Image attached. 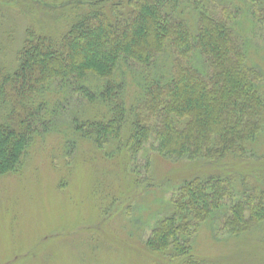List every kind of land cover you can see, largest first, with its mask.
<instances>
[{"label": "trees", "instance_id": "16d2710c", "mask_svg": "<svg viewBox=\"0 0 264 264\" xmlns=\"http://www.w3.org/2000/svg\"><path fill=\"white\" fill-rule=\"evenodd\" d=\"M7 1L33 12L22 0ZM59 1L63 31L55 37L28 27L16 67L0 65V175L15 172L34 138L55 125L58 114L45 99L52 87L96 105V117L71 132L105 149L102 156L122 143L136 156L150 144L159 158L219 168L247 162L255 145L264 150L263 77L247 64L238 7L233 14L223 6L217 16L211 6L219 0ZM131 83L137 93L128 102ZM231 174L177 183L149 250L188 251L193 232L210 220L235 235L263 221L264 176Z\"/></svg>", "mask_w": 264, "mask_h": 264}, {"label": "rangeland", "instance_id": "374dc122", "mask_svg": "<svg viewBox=\"0 0 264 264\" xmlns=\"http://www.w3.org/2000/svg\"><path fill=\"white\" fill-rule=\"evenodd\" d=\"M5 1L0 0V65L12 71L25 30L35 26L56 37L64 29L59 13L65 10L59 0H22L33 12ZM43 4L52 9L46 13ZM223 6L244 13L247 64L262 73L264 96V0H219L211 9L221 16ZM128 86L131 102L137 88ZM52 88L45 99L58 114L55 125L34 138L15 172L0 175V264H264V220L237 235L210 220L193 232L188 251L167 246L155 252L146 245L180 181L196 174L232 172L239 181L246 173L253 181L264 176V150L258 145L247 162L226 161L219 168L159 158L150 144L136 156L125 153L123 143L121 151L108 148L102 156L105 149L71 132L82 119L84 124L96 117V105ZM222 213L214 215L217 223Z\"/></svg>", "mask_w": 264, "mask_h": 264}]
</instances>
